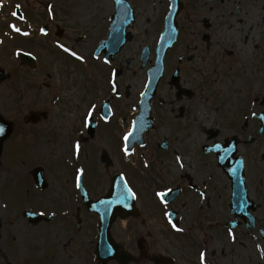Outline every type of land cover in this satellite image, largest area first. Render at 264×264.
<instances>
[{"label":"flooded vegetation","instance_id":"flooded-vegetation-1","mask_svg":"<svg viewBox=\"0 0 264 264\" xmlns=\"http://www.w3.org/2000/svg\"><path fill=\"white\" fill-rule=\"evenodd\" d=\"M180 1L159 78L169 0L137 62L119 0H0V264H264V0Z\"/></svg>","mask_w":264,"mask_h":264},{"label":"rangeland","instance_id":"rangeland-1","mask_svg":"<svg viewBox=\"0 0 264 264\" xmlns=\"http://www.w3.org/2000/svg\"><path fill=\"white\" fill-rule=\"evenodd\" d=\"M135 2L138 3V6H139L137 9L138 14H136V22L133 27V33L135 34V40L132 41L128 45V47L124 49L119 60H122L123 58L127 56L128 57L134 56V60L137 62L135 55L139 54L140 50L142 49L144 45H149L154 49L155 44L158 41L159 31L161 30V27H162L161 26V19H162L161 13L163 10V0H135ZM15 45L17 46V44ZM15 45H13L14 47H8V48L10 50L14 49L16 48ZM40 47H41V51L39 53L40 57L44 59V62L48 63V66H53L56 71V67L54 66V61H56L57 57L59 58L58 54L52 52L53 55L44 56L45 53L47 52V49L44 46H40ZM47 57H52V59L50 60ZM120 63L122 64L123 62H120ZM12 64H15V63L12 61ZM73 65L74 64L71 63L70 67ZM245 68L247 67L245 66ZM257 81L259 80L256 79L255 82ZM260 82H261L260 83L261 88L255 92L258 95L259 103L264 100V79H262ZM245 86H246L245 91H243L244 86L242 85L243 107L246 108L247 106H250V108L254 109V112H256L257 110L259 111L260 108L259 106H257L259 103L255 104L253 101L254 98L251 99V101L249 100L250 98L248 99V90H249V87H251V83L248 77L246 78ZM262 108L264 109V105ZM247 119L249 120V123L251 125V122H252L251 117ZM248 132L249 130H247L246 134ZM47 135L48 134H45V136ZM49 147H51V145H49ZM37 148L38 146L35 149V153L33 157V159L36 160V163H37V160L38 161L41 160V156L42 154H44L42 152H39Z\"/></svg>","mask_w":264,"mask_h":264},{"label":"water","instance_id":"water-1","mask_svg":"<svg viewBox=\"0 0 264 264\" xmlns=\"http://www.w3.org/2000/svg\"><path fill=\"white\" fill-rule=\"evenodd\" d=\"M172 4H173L172 5V13H171L170 19L168 20V23H167L168 30H167V32L164 35V40H169V42H170L169 44L173 43L172 39H173V36L175 35V32L173 31L174 27L172 25H173V19H174L176 13H177V10H178V7H179L178 0H172ZM122 9L123 8L120 7L118 12H117V15L115 16V20L119 21V19H121V21L118 22V27H114V26L112 27V34H111V37H110L109 42H108L109 45L112 43L111 46H115L117 40L121 39V37L124 34L123 32L125 31V29L129 25L132 24V21H133V18H134L132 13H131V11L127 12V11H124ZM122 18H123V22H122ZM125 42H126V40L121 41V44L119 45L117 50H120L122 44H124ZM168 47H169V45H166L165 49L168 48ZM158 54L160 55V51H158ZM164 54H165V50L162 53V56H164ZM162 56L159 58V64H158L157 67H162L161 66L162 65V58H163ZM2 73H4V71L0 69V81L2 79ZM1 129H2V127H1ZM1 129H0V159H1V154H2L3 142L7 138L8 134H9V131L4 133L3 130H1Z\"/></svg>","mask_w":264,"mask_h":264},{"label":"snow or ice","instance_id":"snow-or-ice-1","mask_svg":"<svg viewBox=\"0 0 264 264\" xmlns=\"http://www.w3.org/2000/svg\"><path fill=\"white\" fill-rule=\"evenodd\" d=\"M13 27H15V26H13ZM17 31H19V29H17ZM42 31H43V29H42ZM60 46H61L62 48L64 47V45H60ZM73 54L75 55V53H73ZM81 59H83V58L81 57ZM128 135H131V133H129ZM127 139H128V136L126 135V136H125V140H127ZM77 147H79V146H77ZM125 152H127V148H125ZM129 191H131V190L129 189ZM132 195L135 196V193L133 192ZM157 195H159L161 198H163L164 195H165V193L160 192V193H157ZM173 227H175V225H173ZM201 259H202V260L204 259V254H203V253L201 254Z\"/></svg>","mask_w":264,"mask_h":264}]
</instances>
